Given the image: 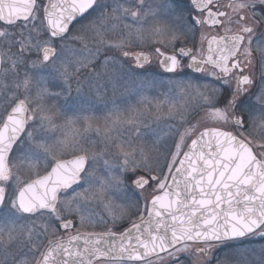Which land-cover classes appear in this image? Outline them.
Here are the masks:
<instances>
[{
	"label": "snow or ice",
	"instance_id": "snow-or-ice-1",
	"mask_svg": "<svg viewBox=\"0 0 264 264\" xmlns=\"http://www.w3.org/2000/svg\"><path fill=\"white\" fill-rule=\"evenodd\" d=\"M0 264H264V0H0Z\"/></svg>",
	"mask_w": 264,
	"mask_h": 264
}]
</instances>
